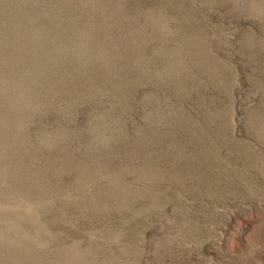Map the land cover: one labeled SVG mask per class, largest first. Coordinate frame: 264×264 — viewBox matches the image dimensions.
Returning <instances> with one entry per match:
<instances>
[{"label": "rangeland", "instance_id": "obj_1", "mask_svg": "<svg viewBox=\"0 0 264 264\" xmlns=\"http://www.w3.org/2000/svg\"><path fill=\"white\" fill-rule=\"evenodd\" d=\"M0 264H264V0H0Z\"/></svg>", "mask_w": 264, "mask_h": 264}]
</instances>
